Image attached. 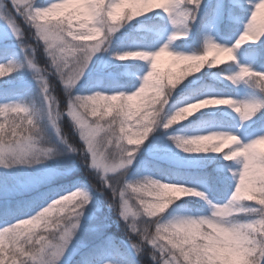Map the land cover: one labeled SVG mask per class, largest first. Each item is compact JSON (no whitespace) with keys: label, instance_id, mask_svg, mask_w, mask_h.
<instances>
[{"label":"snow or ice","instance_id":"snow-or-ice-1","mask_svg":"<svg viewBox=\"0 0 264 264\" xmlns=\"http://www.w3.org/2000/svg\"><path fill=\"white\" fill-rule=\"evenodd\" d=\"M260 3L261 0L254 4V11ZM202 4L203 0H148L147 6L142 11L128 13L122 9L119 17L113 20L110 18V13L117 7L118 0H62V2H53L47 6H37L36 0H0V18L5 21L12 35L20 41L21 49L25 51V62L10 61L0 64V77L4 79L27 67L39 82L43 96L40 106L15 101L0 104V117H3L0 120V166L7 168L15 164L41 162L42 159L39 155H33L36 146L27 131L28 128L39 122L37 118L41 113L44 114V119L55 128L59 138L57 143H49L51 146L40 149L43 157L51 158L53 147L58 148V145L61 144L66 146L65 151L78 153V148L63 134L59 126L60 121L65 115L70 117L74 123L79 120L77 101L84 95L75 94V88L84 77L95 54L105 45L109 35L116 33L125 22L151 13L154 9H160L168 14L173 25L183 26V30L177 32L183 33L181 38H185L190 31L189 21L194 22L197 19ZM69 8L72 10L65 14L63 10ZM52 9H56V11L49 19L45 13ZM224 10L223 3H219L216 6L217 16L222 17ZM21 19L34 28L37 44L43 42L49 58L51 73L48 69L39 67L36 60L37 49L24 44V33L18 23ZM52 19H55L56 23H51ZM82 21L86 23H82ZM74 25H78V27ZM105 25H112L110 32L104 31ZM87 27L100 31V36L96 38L99 43L80 39L82 29ZM257 28L251 14L246 30L240 35L234 47L221 46L209 39L201 54L173 55L174 52L169 50L168 44L155 52H129L153 55V72L148 75L147 80L145 77L143 78L145 89H147L150 87V81L155 78L158 62L162 57H170L173 62L180 61L177 64L179 68L187 63L193 64V67L184 74L182 79L184 82L189 76L200 73L206 66L217 67L234 61L236 59L235 49L248 42H257L264 38V33H258L256 38L247 35ZM177 32L172 35L171 40H175ZM7 39V35L0 36V41ZM217 53H219L218 56ZM7 54V49L0 46V55ZM124 54L118 55V59L129 60L125 58ZM214 56H216L215 60L212 59ZM197 62L198 66H196ZM50 74L58 76L63 84L68 98L66 112L61 110L56 97L52 95ZM227 79L233 83L252 79L257 82L258 87L264 89V73L254 72L248 66L241 67L236 74L228 75ZM174 83L169 80L165 85L161 81V88L165 93L171 91L172 95L178 87H172ZM120 94L127 97L124 106L127 108L126 112L116 111V108L120 107ZM142 95L143 90L135 96L125 93L111 94L110 96L116 97V105L109 108L107 113L99 118L100 123L90 126L87 121L80 122L79 137L86 145L82 156L83 162L96 171L102 185L101 187L92 185L91 188L97 192L110 191L109 207L114 209L124 222L125 231L128 233L127 244L130 245V249H128L125 242L117 241L112 236H105L104 232L109 225L107 222L101 221L91 229L102 236V239L90 250L89 256H93L98 250L124 249L127 258L122 260L121 264H138L137 257L144 255L150 247L153 264H229V255L226 249L215 247L209 249L207 245L200 246L196 243L200 236L196 228L190 229L183 236L171 233L162 220V217L166 219L165 213L162 214V217L156 216L139 196H135L136 202H130L131 197L128 193H139L142 188L140 181L130 182L127 179V169L134 163L136 154L157 127L162 126L168 129L178 124L170 123L171 118L178 110L167 119L162 115L165 113L171 95L165 97L167 104L159 119L145 113L146 106L142 102ZM188 105L195 106L189 109V113L195 111L196 108L201 110L221 105L231 106L234 109L235 107L245 108L248 111L241 116L246 121L259 109L264 108V101L237 102L229 97H210L188 103L182 108ZM106 117L109 119H105ZM136 117L140 118L139 122L143 125L140 132L132 131L134 126L129 124V120ZM229 135L238 137L236 134ZM261 138H264V133L249 142H241L239 138V143L234 145L236 155L226 159L228 161L238 159L242 163V170L238 173V183L240 184L247 183L250 178H254L257 175L258 167H264V155L251 152L255 141ZM170 139L178 147H183L182 137L174 136ZM121 145H125L126 148H121ZM59 153L62 154L61 151ZM162 183L192 189L176 183ZM16 192L17 190L6 187L0 188V196L5 198L14 196ZM64 192V189H53L33 197L23 206L18 202L14 208L7 209L9 214L18 209L19 217L18 222L9 223L6 227L0 228V264H61L66 254L75 251L78 233L83 230L82 219H85L86 206L95 203V201L92 194L84 187H79L70 194H64ZM252 204L254 208L260 207L255 203ZM140 213H143L142 217H147L142 220L143 227L140 226L139 221L132 222L133 218ZM188 245H192V247ZM131 250H134V255ZM84 264H91V262L86 260ZM261 264H264V259L261 260Z\"/></svg>","mask_w":264,"mask_h":264},{"label":"trees","instance_id":"trees-1","mask_svg":"<svg viewBox=\"0 0 264 264\" xmlns=\"http://www.w3.org/2000/svg\"><path fill=\"white\" fill-rule=\"evenodd\" d=\"M54 2H62V0H55ZM221 2L225 6V10L222 17H218L216 6ZM248 6L254 7L251 0H203L197 19L194 22L189 21L190 31L188 35L178 40H171V37L178 30H183V26L173 25L170 17L163 10L154 9L151 13L125 22L105 51L106 58L101 65V72H95L94 75L87 77L80 86L75 88V94L84 96L96 92L108 95L132 94L138 90L143 83V78L151 70V65L149 61L133 59L121 61L118 59V55L129 51L155 52L168 44L169 50L177 54H201L209 39L221 46L234 47L242 28L239 20L249 13ZM71 10L72 8L63 11L67 14ZM51 22L54 24L56 20L52 19ZM18 23L24 33L23 42L27 46L37 49L36 60L39 67L48 69L51 73L49 58L43 44L41 42L37 44L33 29L25 21L21 19ZM212 23L214 25H211ZM74 26L78 27V25ZM3 48L7 49L8 54L0 55V64H6L10 61L25 62V51L21 47ZM234 55L236 59L226 65L206 66L200 73L186 78L173 91L169 104L165 108V113L162 114L165 119L186 106L187 103L204 98L229 97L237 102L264 101V89L258 87L255 80H241L233 83L227 79L228 75L236 74L243 66H248L254 72L264 73V38L257 42H248L242 45L235 49ZM179 69V65L175 64L170 57H162L158 62V71L161 73H167L169 70L178 73ZM49 81L52 95L56 97L61 110L67 111L68 98L60 79L58 76L50 74ZM13 101L29 105L35 104L36 106H40L43 101L40 85L27 67L4 79L0 77V104ZM2 119L3 117H0V120ZM105 119H109V117ZM41 124L49 138L48 143H57L58 139L51 124L45 119L41 121ZM60 124L63 134L79 150L74 155L75 160L81 163L80 169L77 170L73 178L64 183L44 187L34 195L16 198L12 200V203L2 205L0 207V225L6 221L9 223L18 222L19 210L9 214L7 209L9 207L14 208L18 202L23 206L25 202L41 193L53 189L66 190V188L80 185H86L90 188L92 185L102 186L100 178L83 162L82 156L85 145L74 133L69 119L64 116ZM195 131H203L204 134L229 131L255 137L264 133V108L259 109L245 121L231 106H210L201 109L188 120L173 125L171 128L157 127L142 147L146 148L149 145L150 150L172 152L173 157L180 160H200L202 167L196 170L172 167L166 162L156 161V159L152 161L150 157L142 156L131 169L130 182L142 181L145 177H150L161 182L185 184L184 186L202 191L215 198L223 197L228 200L233 190V183L228 179V175L236 170L234 160L224 159L226 153H187L170 139L174 136L188 138ZM91 191L95 203L86 206L85 219H82L83 230L78 233V237L86 242V246L77 252L69 264H84L86 260H90L91 264H121V261L127 258L124 249L98 250L93 256H89L90 250L102 239V236L97 238L91 235L90 228L101 221H105L109 225L104 232L105 236H112L117 241L125 242L126 247L130 249V245L127 244L128 233L125 231L124 222L117 212L109 207L110 191L97 192L93 191L92 188ZM128 195L131 197L130 202H136V194L129 192ZM199 200V197H184V202L204 208L205 204ZM143 219H147V217H142L139 221L141 227L144 226ZM131 252L133 255L135 254L134 250ZM151 254L149 247L144 255L137 257L138 264H153Z\"/></svg>","mask_w":264,"mask_h":264},{"label":"clouds","instance_id":"clouds-1","mask_svg":"<svg viewBox=\"0 0 264 264\" xmlns=\"http://www.w3.org/2000/svg\"><path fill=\"white\" fill-rule=\"evenodd\" d=\"M147 2L148 0H118L117 7L110 13V18L115 20L119 17L122 9H127L128 13L140 12L147 6ZM55 11L56 9L49 10L45 15L50 19ZM252 20L258 28L247 33V35L256 38L258 33H264V0H261V3L256 6V10L252 13ZM82 23L86 22L82 21ZM111 27L112 25H105L104 31L110 32ZM100 34L99 30L87 27L82 29L80 39L99 43L96 38ZM182 35L183 33L177 32L175 40L180 39ZM176 54L175 52L173 53V55ZM218 55L219 53H217ZM124 56L127 59L149 61L151 70L145 76V80H147L148 75L152 74V65L154 64L152 54L128 52ZM212 59L215 60L216 56ZM174 63L179 64L180 61L177 60ZM196 66H198V62ZM192 67L193 64L191 63L184 64L178 73H173L169 70L167 73L162 74L157 70L155 78L150 81L149 88L145 89V85L142 83L139 89L131 95L135 96L143 90L142 102L146 106L145 113L159 119L164 111V106L167 104L165 97H170L171 95V91L165 93L161 88V81L167 85L168 81L172 80L175 82L172 87L178 86L182 82L184 74ZM126 99L127 97L123 94L119 95L120 107L116 108L117 112L121 110L127 111V108L124 107ZM115 105L116 97L101 92L80 98L77 101L79 120L74 123V130L79 131L81 121H87L90 126L100 123L99 118L103 117L108 109ZM194 107V105H188L185 108H180L171 118L170 123H181L183 120L189 119L200 111L199 108H196L195 111L189 113V109ZM235 111L243 116L248 110L235 107ZM37 119L39 122L28 128L27 131L36 146L33 155H39L41 159H45L40 149L51 145L48 143L49 138L41 124L44 114L41 113ZM139 120V117L129 120V124L134 126L132 131L140 132L143 128ZM59 126L62 129L61 124ZM238 143L239 138L237 136L213 132L183 138L182 149L185 152L226 153L225 159H229L236 155L234 145ZM121 148H126V146L121 145ZM251 152L264 155V138L255 141ZM59 155L61 154L58 148L53 147L51 158ZM140 183L142 188L139 193H136V196H139L141 201L145 202L156 216L162 217L163 213H166L177 201L186 196H197L207 201L210 207L209 215L200 217L174 216L171 219H163L162 217L163 223L171 233L183 236L190 229L196 228L200 233L196 243L200 246L207 245L209 249L213 247L226 249L229 255V264H261V260L264 259V167H258L257 175L254 178H250L247 183H238L235 191L227 202L223 204H213L202 192H196L193 189L173 184H164L153 178H145ZM249 202H255L260 207L254 208L253 204ZM142 216L143 213H140L133 218L132 222L140 221ZM52 235L54 236L55 234ZM188 246L192 247V245ZM209 255H211V252H209Z\"/></svg>","mask_w":264,"mask_h":264},{"label":"rangeland","instance_id":"rangeland-1","mask_svg":"<svg viewBox=\"0 0 264 264\" xmlns=\"http://www.w3.org/2000/svg\"><path fill=\"white\" fill-rule=\"evenodd\" d=\"M55 0H36L37 6H47V4L53 3ZM252 5H254L256 2H259V0H251ZM11 5H9L10 7ZM247 9L249 10V13L245 15L244 18H241L240 24H241V30L238 34V39L240 35L243 34V32L246 30V25L250 20L251 14L254 11V7L248 6ZM53 23V22H51ZM211 25H214L213 23ZM30 26V25H28ZM30 28L34 31V37L35 30L33 27L30 26ZM121 28L114 34H110L108 40H106L105 45L102 47V49L95 54L93 57L92 62L90 63L88 69L86 70L84 77L81 79L79 84L80 86L87 77L94 75L95 72H101V65L104 63V60L106 58V53L104 49H107V47L110 45L111 41L114 39V35L117 34ZM7 35L8 39L6 41H0V46L2 47H10V48H16L20 47V41L17 40V38L12 35L11 30L8 28L5 21L0 18V36ZM24 39V38H23ZM43 44V42L41 41ZM25 44V43H24ZM30 47V46H29ZM24 51V50H23ZM29 51H31L29 49ZM103 72V71H102ZM31 74H33L34 79L35 75L31 71ZM59 78V77H58ZM36 80V79H35ZM37 81V80H36ZM38 82V81H37ZM39 83V82H38ZM62 84V82H61ZM63 85V84H62ZM195 102V101H194ZM188 104V103H187ZM186 104V105H187ZM66 112V111H65ZM69 119V122H71L73 129L75 128L74 122L70 117L65 115ZM188 120V119H187ZM54 133L56 134L55 128H53ZM229 134H236L240 138L241 142H249L252 139L259 138V135L255 137L251 136H245L243 134L235 133V132H229L224 131ZM74 133H76L79 137V133L74 130ZM195 135H205L203 131H195L191 136ZM57 137V135H56ZM59 140V138L57 137ZM80 139V137H79ZM82 142V141H81ZM83 144V142H82ZM145 144V143H144ZM64 145H59L58 150L62 152L59 156H54L53 158L49 159H42L40 163H27V164H15L11 167H3L0 166V188H9L13 190H17L16 194L14 196L5 198L3 196H0V207L4 204H10L12 203V200L16 198H20L23 196H29L34 195L35 193H38L41 191L44 187L55 185L56 183H64L66 180H69L73 178V176L76 174L77 170L80 169V164L77 160H75V155L72 152L65 151ZM86 148V145H85ZM148 147H141L140 151L136 154V159L134 163L127 169L128 176L127 179L130 181L131 178V169L132 167L137 164L142 156H148L152 161L156 159V161L160 162H166L172 167H178V168H188L190 170H196L199 167H202V163L200 160H180L176 157H173V153L169 151H156L155 149L150 150ZM31 159V158H29ZM225 159V157H224ZM242 163L240 161L234 160V168L236 169L234 172L229 173L228 179H230L233 183V190L231 193L235 191L236 186L238 185V173L242 170ZM95 173L96 171L92 168ZM236 173V175H234ZM97 175V173H96ZM98 176V175H97ZM166 178V176H165ZM183 186L185 184H182ZM79 187L87 188V190L91 193V188L87 187L86 185L83 186H77V187H70L66 188L64 194H70V192L77 190ZM199 191V190H197ZM202 192V191H200ZM204 193V192H202ZM208 200H211L213 204H223L227 202V199L223 197L215 198L212 195H207L204 193ZM201 202H203L204 208L202 207H196L190 203L184 202V198L177 201L167 212H166V219H171L174 216H192V217H200V216H206L210 214V207L206 200L199 197ZM93 228V227H92ZM90 228L91 235L96 236L97 238H100L101 236L95 232H93ZM86 246V242L83 241L81 237H78V242L75 245V251L66 254L65 258L61 261V264H69V262L73 259V257L77 254V252L84 248Z\"/></svg>","mask_w":264,"mask_h":264}]
</instances>
